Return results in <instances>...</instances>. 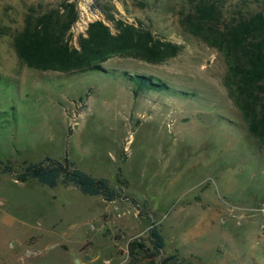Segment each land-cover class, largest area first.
Listing matches in <instances>:
<instances>
[{
  "label": "rangeland",
  "instance_id": "rangeland-1",
  "mask_svg": "<svg viewBox=\"0 0 264 264\" xmlns=\"http://www.w3.org/2000/svg\"><path fill=\"white\" fill-rule=\"evenodd\" d=\"M196 1L0 0V264H264V146L228 91L223 53L182 23ZM211 1L227 20L264 10ZM70 4L75 47L94 20L116 32L115 17L182 49L160 62L113 56L111 75L29 67L15 47L27 18ZM133 74L167 89L134 94ZM48 155L124 182L125 197L17 178Z\"/></svg>",
  "mask_w": 264,
  "mask_h": 264
},
{
  "label": "trees",
  "instance_id": "trees-1",
  "mask_svg": "<svg viewBox=\"0 0 264 264\" xmlns=\"http://www.w3.org/2000/svg\"><path fill=\"white\" fill-rule=\"evenodd\" d=\"M67 14L51 8L37 17L29 16L24 29L15 38L19 57L29 66L63 72L100 71L111 75L103 62L116 55H128L152 62L176 56L182 46L156 37L151 30L111 17L117 31L102 19L89 23L78 38V47L69 42L70 29L77 19L74 4ZM222 9L211 0H197L182 18L193 34L217 47L227 63L226 86L253 133L264 146V10L249 16L223 17ZM135 87L134 94L144 89L166 90L167 84L154 75L127 76ZM5 171L15 172L10 164ZM21 181L37 179L49 187L73 185L85 194L101 195L107 201L125 197L124 182L112 186L104 176H95L78 168L68 157L45 156L28 162L18 172ZM150 238L157 249L165 247V238L153 225ZM135 248L144 249V242L134 241ZM176 255H169L165 264H190ZM168 259H174L168 262Z\"/></svg>",
  "mask_w": 264,
  "mask_h": 264
},
{
  "label": "water",
  "instance_id": "water-1",
  "mask_svg": "<svg viewBox=\"0 0 264 264\" xmlns=\"http://www.w3.org/2000/svg\"><path fill=\"white\" fill-rule=\"evenodd\" d=\"M87 258H89V256H87Z\"/></svg>",
  "mask_w": 264,
  "mask_h": 264
},
{
  "label": "crops",
  "instance_id": "crops-1",
  "mask_svg": "<svg viewBox=\"0 0 264 264\" xmlns=\"http://www.w3.org/2000/svg\"><path fill=\"white\" fill-rule=\"evenodd\" d=\"M133 195V194H132ZM135 196V195H134ZM136 197V196H135Z\"/></svg>",
  "mask_w": 264,
  "mask_h": 264
}]
</instances>
